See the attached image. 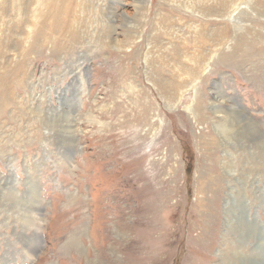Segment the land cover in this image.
I'll return each instance as SVG.
<instances>
[{
    "label": "rangeland",
    "instance_id": "obj_1",
    "mask_svg": "<svg viewBox=\"0 0 264 264\" xmlns=\"http://www.w3.org/2000/svg\"><path fill=\"white\" fill-rule=\"evenodd\" d=\"M190 5L0 0V264H264V0Z\"/></svg>",
    "mask_w": 264,
    "mask_h": 264
},
{
    "label": "bare ground",
    "instance_id": "obj_2",
    "mask_svg": "<svg viewBox=\"0 0 264 264\" xmlns=\"http://www.w3.org/2000/svg\"><path fill=\"white\" fill-rule=\"evenodd\" d=\"M170 1L181 3V4L185 3L187 5H190V1L189 0H170ZM242 5H246V6L250 7L251 0H196V2L194 1L193 5H190V7H191L192 10H194V12L196 11L197 13L201 14L204 17H212V16L214 18H215V16L216 17H226L229 20H232L235 23H237V18L235 17L236 16L235 13L237 11H239V9L241 8ZM263 7H264V5H263ZM223 19H225V18H223ZM164 22H166V20H163V23ZM167 22H169V21H167ZM238 22H240V21H238ZM210 35H213V34L211 33ZM215 41L217 42V40H215ZM211 42H212V38H211ZM203 43H205V42H203ZM199 65L200 64H198V66ZM184 67H185V65H184ZM196 67L194 66V69ZM199 67L201 68V66H199ZM186 68H188V67H186ZM190 68H191V66H190ZM207 68H208V66L205 67L204 71H206ZM197 70L199 71V69H197ZM199 74H201V73H198V75ZM193 75H194L193 78L196 79V80L195 79L194 80L197 82V77H196L197 75L195 74V72H194ZM195 81H193V82H195ZM163 83H161V85ZM163 85H165L164 88H166L168 92L174 91L173 86H172V84L170 82L164 83ZM163 91H164V89H163ZM227 117H228L227 122L220 126V130H222V132L224 134H226L227 136H235V137L236 136H238V137L241 136V137H244V136H248L247 135L248 132H252V133L253 132L257 133L258 132L257 128L255 127V125L252 122H250V121L246 120L245 118H243L239 111L237 112V108L233 109L231 114H228ZM238 226H240V229L242 231H244V230L246 231V232L244 231V235H248L249 236V235H252L255 232V229L253 228V226H250V225L246 226L243 223H240ZM243 261L244 262L248 261V264H255L253 260H252L253 262H251V263L247 259H243Z\"/></svg>",
    "mask_w": 264,
    "mask_h": 264
}]
</instances>
